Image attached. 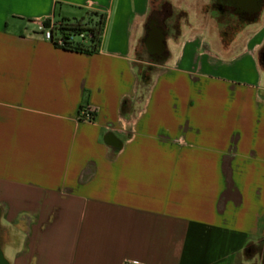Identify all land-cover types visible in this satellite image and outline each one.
I'll return each instance as SVG.
<instances>
[{"label": "crops", "instance_id": "1", "mask_svg": "<svg viewBox=\"0 0 264 264\" xmlns=\"http://www.w3.org/2000/svg\"><path fill=\"white\" fill-rule=\"evenodd\" d=\"M158 3L0 0L9 264H251L246 245L264 239V8L228 50L191 12L140 100L135 54ZM75 9L106 15L93 53L42 36ZM85 106L93 123L78 121Z\"/></svg>", "mask_w": 264, "mask_h": 264}, {"label": "trees", "instance_id": "2", "mask_svg": "<svg viewBox=\"0 0 264 264\" xmlns=\"http://www.w3.org/2000/svg\"><path fill=\"white\" fill-rule=\"evenodd\" d=\"M159 6L162 7L163 5L160 3ZM161 7H159V8L157 7V9L161 10L160 9ZM155 10L151 14L150 20L147 23L148 28H149L151 19L155 15ZM163 12H166L165 13L166 14V21L168 19L174 18L173 12L171 10L166 9ZM185 19L186 20L183 23L187 22L188 16H185ZM259 21H260V15L256 19L248 21L247 24L257 23ZM105 22H106V15L103 13H99L97 11H89L88 17L82 16L81 18H75V19H71L69 17H63L59 21H57L56 24H58L60 26V29L62 30V32L64 34L80 35L81 33H83V34H85V36L86 35L88 36L89 42L88 43L77 42L76 44L71 43V44H67L64 46H59L55 42H54V44L57 47H61L64 49L81 51V52L86 51L89 53H93L97 50V48L99 47V45L103 39ZM49 24H50V20H46L43 23L44 26H49ZM174 29H175V36H178L180 34V24ZM241 31H242V29L238 30L235 28L234 30L231 31V36L236 37L235 35L237 33L239 34V32H241ZM218 38L222 44L223 50H228L231 42L236 40V38H238V37H236L235 39L231 38L232 40L231 39L225 40L224 37H222L221 35L220 36L218 35ZM263 54H264V44L261 48V58H260V65H261V67L264 68ZM150 55L152 56V58L154 60H159L161 62H165L168 59L169 52L166 49V51L162 54L150 53ZM244 256L248 261L255 262L254 260H256L257 264H264V239H259L256 242H253V241L249 242L245 247Z\"/></svg>", "mask_w": 264, "mask_h": 264}, {"label": "rangeland", "instance_id": "3", "mask_svg": "<svg viewBox=\"0 0 264 264\" xmlns=\"http://www.w3.org/2000/svg\"><path fill=\"white\" fill-rule=\"evenodd\" d=\"M177 0H159L158 8L160 3L163 5L160 9L161 10H171L173 12L172 19H168L166 21L167 25L169 26V31H171L169 34H172V28H176L179 24H183L185 22V16H189L192 12L194 15V21H197L199 25L208 24L209 22L205 21V19L201 16L200 10H201V3L207 2L208 0H178V4L180 6H176ZM57 16L59 17V14L57 13ZM69 18L75 19V18H81L82 16L88 17V11L86 10H72L70 15H68ZM191 19V18H190ZM187 22H189L187 20ZM215 32L214 29H212V33ZM216 33V32H215ZM77 42L81 43H88L89 38L86 35L85 39L80 38L79 35H76L75 37ZM164 62H161L159 60H154L150 53L146 50L144 45H142L135 54V65L137 67V74H138V97L140 100H144L147 96L148 90L150 88V85L156 76V74L161 70L162 65ZM3 251V249H2ZM5 257L7 259H13V256L11 254V250L6 249L5 252L3 251ZM252 262L251 264H257V261Z\"/></svg>", "mask_w": 264, "mask_h": 264}, {"label": "flooded vegetation", "instance_id": "4", "mask_svg": "<svg viewBox=\"0 0 264 264\" xmlns=\"http://www.w3.org/2000/svg\"><path fill=\"white\" fill-rule=\"evenodd\" d=\"M246 0H208L201 3V16L209 22L218 35L227 39H235L238 33L231 36V31L243 29L247 22L259 17L264 8V0H254L249 4ZM166 12L156 9L151 22L155 20L169 35V26L166 23ZM231 39V40H232ZM157 54V53H152ZM264 58V54H263Z\"/></svg>", "mask_w": 264, "mask_h": 264}, {"label": "built area", "instance_id": "5", "mask_svg": "<svg viewBox=\"0 0 264 264\" xmlns=\"http://www.w3.org/2000/svg\"><path fill=\"white\" fill-rule=\"evenodd\" d=\"M57 21L50 20L49 26L42 28V36L52 43H57L59 46L67 44H76L75 34H64L60 29V26L56 24ZM80 38L85 39V34L81 33ZM96 118V111L91 106H85L80 109L78 121L93 123Z\"/></svg>", "mask_w": 264, "mask_h": 264}, {"label": "water", "instance_id": "6", "mask_svg": "<svg viewBox=\"0 0 264 264\" xmlns=\"http://www.w3.org/2000/svg\"><path fill=\"white\" fill-rule=\"evenodd\" d=\"M247 3H251L253 0H246ZM255 2V0H254ZM167 38L168 35L166 31L157 25V22L153 20L150 23V28L147 32V36L145 39V46L149 53H157L162 54L166 51L167 48ZM0 264H9L8 260L6 259L1 245H0Z\"/></svg>", "mask_w": 264, "mask_h": 264}]
</instances>
